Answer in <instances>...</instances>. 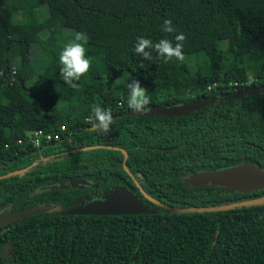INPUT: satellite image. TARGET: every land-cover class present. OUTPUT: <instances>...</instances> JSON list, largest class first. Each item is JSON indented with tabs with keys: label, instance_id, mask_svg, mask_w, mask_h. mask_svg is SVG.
I'll use <instances>...</instances> for the list:
<instances>
[{
	"label": "trees",
	"instance_id": "trees-1",
	"mask_svg": "<svg viewBox=\"0 0 264 264\" xmlns=\"http://www.w3.org/2000/svg\"><path fill=\"white\" fill-rule=\"evenodd\" d=\"M46 17L59 30L41 37L36 27ZM166 18L173 33L162 31ZM64 31L87 33L88 45L104 52L87 55L94 59L77 87L62 79L58 93ZM181 32L183 62L168 66L155 51L152 60L134 51L138 36L175 44ZM253 49L261 55L249 82ZM131 78L151 97L142 114L127 105ZM257 87H264V0H0V213L50 208L0 228V264H264V203L237 205L264 189L189 182L245 162L264 171V94L231 96ZM205 99L213 103L185 114L150 111ZM97 104L112 109L107 136L88 122ZM36 131L50 140L35 146ZM141 189L171 208H226L172 213ZM117 194L146 212L81 213Z\"/></svg>",
	"mask_w": 264,
	"mask_h": 264
},
{
	"label": "water",
	"instance_id": "water-1",
	"mask_svg": "<svg viewBox=\"0 0 264 264\" xmlns=\"http://www.w3.org/2000/svg\"><path fill=\"white\" fill-rule=\"evenodd\" d=\"M258 94H264V87H257L241 91L237 90L234 91L231 96L233 98H240L244 96H252ZM211 103H213V99L195 100L191 103H184L178 106L152 107L150 111L163 115H180L192 112ZM165 150L166 149H157L156 151ZM19 173L20 172H16L8 175L11 176L13 174ZM189 182L195 187L212 184L214 186L233 189L241 192H251L255 190L264 189V171L254 164L245 162L235 167L226 168L219 171L201 172L199 174H195L189 178ZM136 185L139 186L137 182ZM141 192L147 200L169 209L172 213L182 214L194 212H213L220 211L226 208L224 206L204 208H171L162 205L161 203L144 193L142 189ZM262 203H264V196L253 200H247L237 205H252ZM49 209L50 208L46 206H35L15 212H9L5 210L0 213V228L7 224L27 218L29 216L46 212ZM145 212L146 211L145 209H143L142 205L139 202L135 201L128 194H117L109 200L95 201L91 206L81 211L82 214L86 215H137L143 214Z\"/></svg>",
	"mask_w": 264,
	"mask_h": 264
},
{
	"label": "clouds",
	"instance_id": "clouds-1",
	"mask_svg": "<svg viewBox=\"0 0 264 264\" xmlns=\"http://www.w3.org/2000/svg\"><path fill=\"white\" fill-rule=\"evenodd\" d=\"M162 31L173 33L176 31L171 19H164ZM89 37L87 33L76 32L74 39L66 43L59 53V63L61 65L59 72L63 81L73 88L77 87L74 81H79L90 69L93 57L86 56L85 44L88 43ZM186 36L181 32L175 36V44L172 40L162 38L158 42L143 36L136 38L134 51L145 60H152V52L155 51L157 56L165 63L173 58L183 62L185 59L183 46ZM128 89L127 105L134 113H143L146 107L151 103V97L146 88L142 87L139 80L131 78L126 83ZM88 122L92 128L102 135L107 136L112 131L114 123L112 109L103 108L100 105L91 107V115ZM264 219V217H261Z\"/></svg>",
	"mask_w": 264,
	"mask_h": 264
},
{
	"label": "rangeland",
	"instance_id": "rangeland-1",
	"mask_svg": "<svg viewBox=\"0 0 264 264\" xmlns=\"http://www.w3.org/2000/svg\"><path fill=\"white\" fill-rule=\"evenodd\" d=\"M10 7H11V10L15 12L16 10H18L19 5L18 3H12ZM44 14H45V11L43 10V15ZM92 28L98 31L100 34L106 35V26L103 23L92 22ZM58 30H59V26L57 25V23L47 17L45 18V22L41 26L36 27V31L41 37H45L47 33H54ZM63 33L65 37L67 38V40L74 39V35H75L74 33L70 31H64ZM84 46L86 49V56L93 54V53L101 54L104 52V47L102 46L92 48L91 46L88 45V43L85 44ZM221 48L223 50L226 48L225 43L221 45ZM260 55L261 54L258 49H253L251 51L249 62L253 65L249 66V80H248L249 82H251L258 73L257 71H258L259 59L257 58H259ZM36 58H37V50L36 48H34L33 53H32V59H36ZM172 64H173L172 60L167 62L168 66H172ZM189 69H190V72H194L195 68L193 64H190ZM61 80H62V77L60 76V74H57L55 86H56V91L58 93H62L64 89L63 85L61 84Z\"/></svg>",
	"mask_w": 264,
	"mask_h": 264
},
{
	"label": "built area",
	"instance_id": "built-area-1",
	"mask_svg": "<svg viewBox=\"0 0 264 264\" xmlns=\"http://www.w3.org/2000/svg\"><path fill=\"white\" fill-rule=\"evenodd\" d=\"M248 84V83H245ZM243 83L238 84L237 82H233L231 85L235 88H238L239 86H243L245 85ZM29 140L32 144H34L35 146H38L40 144V140L44 139L46 141L50 140V135H45L42 131H36L33 132L29 135Z\"/></svg>",
	"mask_w": 264,
	"mask_h": 264
},
{
	"label": "flooded vegetation",
	"instance_id": "flooded-vegetation-1",
	"mask_svg": "<svg viewBox=\"0 0 264 264\" xmlns=\"http://www.w3.org/2000/svg\"><path fill=\"white\" fill-rule=\"evenodd\" d=\"M94 216H104V215H94ZM107 216H123V215H107Z\"/></svg>",
	"mask_w": 264,
	"mask_h": 264
}]
</instances>
